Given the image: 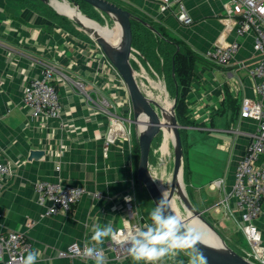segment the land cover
Here are the masks:
<instances>
[{
  "label": "crops",
  "instance_id": "crops-1",
  "mask_svg": "<svg viewBox=\"0 0 264 264\" xmlns=\"http://www.w3.org/2000/svg\"><path fill=\"white\" fill-rule=\"evenodd\" d=\"M109 1L132 10L199 56L187 97L194 123L181 128L186 195L204 215L215 212L234 222L241 247H235V242L231 245V239L226 241L249 257L244 243L251 247L239 228L241 217L231 192L237 165L257 128L254 120L240 117L242 100L256 98L257 81L247 69L257 59L252 36L239 38L238 54L229 65L218 66L203 55L220 38L227 43L238 40L234 30L227 28L225 0H184L191 25L179 21L177 8L164 11L153 0ZM139 58L145 67L151 66L149 57L140 53ZM44 64L57 69L63 105L58 118H32L23 102L25 85L42 76ZM79 82L85 93L78 88ZM154 83L151 81L153 89ZM104 98L115 106L118 116L133 118L131 98L121 76L81 28L34 0H0V162L13 170L0 192V236L9 231L24 233L32 251H39L37 264H95L62 258L59 252L73 243L94 246L93 225L111 224L117 230L126 219L125 202L141 197L136 166L139 126L132 124L131 132L125 124L130 137H119L105 149L111 122L100 110ZM33 151L43 155L35 158ZM40 181L81 187L86 193L72 212L46 216L34 190ZM143 223L145 231L152 225ZM255 224L264 250V205ZM108 243L109 238H105L97 246L103 248L106 264H144L131 255L116 258ZM160 264L188 261L179 254Z\"/></svg>",
  "mask_w": 264,
  "mask_h": 264
},
{
  "label": "built area",
  "instance_id": "built-area-1",
  "mask_svg": "<svg viewBox=\"0 0 264 264\" xmlns=\"http://www.w3.org/2000/svg\"><path fill=\"white\" fill-rule=\"evenodd\" d=\"M153 1L159 2L164 11L177 8L176 16L179 21L184 25L192 24L193 20L187 13L184 0ZM224 7L227 28L234 30L238 40L227 43L225 39L220 38L218 43L203 57L218 66H227L241 49L239 38L252 36L253 51L257 59L247 69L249 75L257 81L256 98L242 100L240 117L254 120L257 128L251 136V142L245 155L237 165L231 197L241 217L239 228L251 247L249 257L256 261L255 264H264L261 232L255 224L264 205V12L260 11L264 8V0H225ZM138 56L140 57V52L134 49V65L139 66L136 74L137 82L143 92L151 98L144 89L152 87L149 78V71L152 69L150 65V68L145 67L143 61L138 60L140 59ZM43 67L42 76L30 80L25 85L23 102L32 118H58L63 105L60 101L58 88L60 81L56 76L57 69L50 64H44ZM77 86L85 93V86L82 83H77ZM100 102L101 110L111 122L104 144L105 149H108L119 137L129 138L130 136L125 120L114 113L115 106L106 98ZM12 175V167L0 162V192L3 190L4 181ZM34 190L40 205L46 208V216L72 212L86 193L81 187L45 181L36 183ZM125 216L122 227L114 230L115 239L109 237L108 243L109 249L118 259L130 255V245L119 243V241H122L129 232L144 230V223L134 198H129L125 202ZM86 246L73 243L60 251L59 256L95 261L84 254ZM32 248L31 242L24 233L9 231L0 236V264H21L22 257L32 251Z\"/></svg>",
  "mask_w": 264,
  "mask_h": 264
},
{
  "label": "water",
  "instance_id": "water-1",
  "mask_svg": "<svg viewBox=\"0 0 264 264\" xmlns=\"http://www.w3.org/2000/svg\"><path fill=\"white\" fill-rule=\"evenodd\" d=\"M44 5L49 7L59 16H62L76 26L81 28L102 50L106 58L112 64V66L117 70L121 76L123 82L125 83L132 103L133 118L129 121L131 124H136L139 126L137 133V142L140 149V158L137 168V180L139 184V189L141 192L144 190L149 194L155 207L156 204L162 199V191L158 182L155 180L154 176L150 170V155L152 150V145L155 139L163 133L165 123V106H163L158 100L149 98L141 89L137 82L136 74L137 69L134 66V47H133V28L132 22H138L151 30L159 38H163L161 33L150 23L146 22L142 18L136 16L131 11L122 8L114 2L109 0H57L69 3L70 7L75 11V15L71 16L66 13H61L56 10L52 5V0H38ZM84 3L92 7L96 12L107 18L106 25H101L96 19L89 16L82 7ZM83 17L87 19L90 23H95L100 27L110 28L109 25L113 24L112 29L118 28L120 30L119 41L115 44L110 42L104 35L95 31L90 27L84 20L80 19ZM111 22V24H110ZM177 103V95L175 96L174 103L171 108V121L170 124L173 129V146H174V169H173V190L177 184V178L181 174L183 175V145L180 130L183 128L177 121L175 107ZM31 155L35 158L43 155L42 151H33ZM173 192L168 196L172 197ZM183 202L186 205V211L189 212L185 219L179 218L185 228H188L187 221L199 218L206 226H208L221 240L222 245L219 247L212 246L205 243L201 239L197 242L196 247L203 253L205 257V264H255L246 257L242 256L235 250H233L216 229L206 220L203 216L204 212L199 211L194 208V206L189 201L187 195L182 197ZM170 203V201H169ZM170 213L173 210L169 209Z\"/></svg>",
  "mask_w": 264,
  "mask_h": 264
},
{
  "label": "clouds",
  "instance_id": "clouds-1",
  "mask_svg": "<svg viewBox=\"0 0 264 264\" xmlns=\"http://www.w3.org/2000/svg\"><path fill=\"white\" fill-rule=\"evenodd\" d=\"M264 12V8L260 9ZM167 190L163 191L162 199L150 213L152 225L147 231L139 230L129 232L119 243L128 244L129 253L136 262L144 264H160L165 258H173L181 251L189 257L188 264H205L203 253L196 247L201 239L200 234L194 229L185 228L183 222L173 213L169 212ZM115 239L114 229L111 224L107 226L93 225L91 241L94 246H86L84 254L95 260V264H106L103 248L97 247L104 243L105 238ZM39 251H29L22 257L21 264H37Z\"/></svg>",
  "mask_w": 264,
  "mask_h": 264
},
{
  "label": "rangeland",
  "instance_id": "rangeland-1",
  "mask_svg": "<svg viewBox=\"0 0 264 264\" xmlns=\"http://www.w3.org/2000/svg\"><path fill=\"white\" fill-rule=\"evenodd\" d=\"M68 5H69V3H68ZM47 8H49V7H47ZM83 10H84V8H83ZM84 11L89 16H91L93 19H96V21H98L101 25H103V26L106 25L107 18H105L104 16H102L101 14L96 12L92 7L87 6L86 10H84ZM67 14H69L68 10H67ZM73 14L75 15V11ZM110 24H111V22H110ZM109 27L112 28L113 24L109 25ZM155 43H156L154 46L155 61L151 64L152 71H149V78L151 81H154L156 83L160 82L162 85H164L167 93H169L168 99L174 103V99H175L174 86L172 83V79L169 78L168 74L163 69V66H164L163 56L161 54V50H159V46L161 45V43L158 40H155ZM159 43H160V45H159ZM138 60L140 61V59H138ZM135 68L136 69L139 68L138 64H135ZM148 85H149V83H148ZM150 88L149 89L145 88L144 90L147 93H148V91H149V93H151V91H152L156 96L154 95L153 97L152 96L151 97L154 100H156L155 97L161 95V93L159 91L153 89L152 87H150ZM162 98H164V95L162 96ZM173 103H172V105H173ZM127 118H129V117H127ZM127 118H123V119L125 120L126 125H130L131 131H132V124ZM163 142H164V132H163V134L158 136L155 139V141L153 142L151 155H150V170H151V173L154 176V178L157 179V181H160L161 175L164 174V181H165V183H167V179L172 180V176H173L174 146L172 144L173 141H171L169 143V146H168V153L161 160L162 155L160 153V148L162 147ZM139 158H140V153H139ZM183 183H184V180H183ZM185 192H186V187H185ZM145 193H146V195H145ZM140 194H141V197L139 196L136 199V204H137L139 214H140V216L142 215L141 217H142L143 222L151 223L152 221H151L150 213L155 208V205L153 204L151 198L149 197V194L146 191H143ZM187 197H188V195H187ZM189 201H190V199H189ZM180 206H181V204H180ZM194 208H195V206H194ZM181 209H182L183 216L185 218L188 213H186V209L183 206H181ZM142 211L144 214L141 213ZM203 216H205L206 219L209 221V223L216 229V231L224 239V241L227 243V245H229L227 242L228 241L227 239H231L230 240L231 245H233V243L235 242L236 244L235 243L234 244L237 245L235 247H239V246L241 247V244H239V242H238V240H240L239 239L240 238L239 233H238V227L234 222L233 223L227 222L229 220L228 218L222 219V216L215 213V212L206 213L205 215L203 214ZM244 246L248 252L251 251L246 242L244 243ZM240 252L242 254H244L242 250ZM179 254L182 255L187 261L189 260V257L185 251H181ZM246 257L250 261L256 262V261H254V259L252 257H248V256H246Z\"/></svg>",
  "mask_w": 264,
  "mask_h": 264
},
{
  "label": "trees",
  "instance_id": "trees-1",
  "mask_svg": "<svg viewBox=\"0 0 264 264\" xmlns=\"http://www.w3.org/2000/svg\"><path fill=\"white\" fill-rule=\"evenodd\" d=\"M34 1L43 4L38 0ZM81 4L84 10H86L88 5L84 3ZM151 25L154 26L153 24ZM154 27L161 33L163 38H159L142 24L135 21L132 22L133 46L136 47L141 54L145 55L147 58L149 57L152 61L150 63L152 64L155 61V40L160 41L161 45L159 43V50H161L163 56V69L166 71L169 78L172 79L175 96L177 95V103L175 107L177 121L183 127L193 125L194 122L190 120V113L188 111L187 97L192 86L194 65L196 61L200 60V58L189 47H187L184 42L171 38L166 33H162L156 26ZM183 133L184 132L181 129V139ZM136 148L138 153L136 161L138 164L140 153L138 143L136 144ZM137 164L136 166H138Z\"/></svg>",
  "mask_w": 264,
  "mask_h": 264
},
{
  "label": "bare ground",
  "instance_id": "bare-ground-1",
  "mask_svg": "<svg viewBox=\"0 0 264 264\" xmlns=\"http://www.w3.org/2000/svg\"><path fill=\"white\" fill-rule=\"evenodd\" d=\"M121 2V1H120ZM53 7L58 10L61 13H66L68 10V15L74 16V10L72 7L68 5L67 2H59L57 0H52ZM132 11V10H131ZM55 16V15H54ZM59 18V17H58ZM80 19L84 20L86 23H89L88 25L92 27L95 31L98 33L104 35L107 39L110 40L113 44L117 43L119 41L120 36V30L118 28H107V27H100L95 23H90L87 19H84L83 17H80ZM197 55V54H196ZM118 79V78H117ZM151 82V80H150ZM155 90L159 91L161 95L157 96V99L163 106H165L166 112H165V123L166 126L164 127V142L162 147L160 148L161 153V160L165 157V155L168 153V146L169 143L173 140V129L170 124L171 121V108L172 103L168 97L169 93L165 90L164 85H162L160 82L154 83ZM241 87V86H240ZM149 93V92H148ZM210 93V92H209ZM162 94H164V98H162ZM150 96H154V94L151 92L149 93ZM101 110V109H100ZM124 115V114H123ZM239 115V114H238ZM236 116V115H235ZM34 123V122H33ZM133 129V128H132ZM132 132V131H131ZM163 134V133H162ZM187 134V133H186ZM214 139V138H213ZM231 141V140H230ZM173 144V143H172ZM201 146V145H200ZM189 148V147H188ZM192 148V147H191ZM210 148V147H209ZM194 148H192L193 150ZM195 151V150H194ZM201 151V150H200ZM222 152V151H221ZM200 153V152H199ZM206 153V152H205ZM202 156V155H201ZM209 156V155H208ZM216 156V155H215ZM185 157V156H184ZM212 161V160H211ZM25 162V161H24ZM189 162V161H188ZM132 165V164H131ZM27 172V171H26ZM164 173V172H163ZM157 181V179H155ZM161 191L167 190V196H169L172 192V197L169 198L170 206L175 215L181 219H185L182 213L181 206L187 209L186 205L183 202L184 196H186L185 187L183 183V177L180 174L177 178V184L173 190V179H167V183L164 181V174L161 175L160 181H157ZM19 187V186H18ZM222 187V186H221ZM135 188V187H134ZM98 189V188H97ZM136 189V188H135ZM139 200V199H138ZM147 204V203H146ZM181 204V206H180ZM203 204V203H202ZM207 206V205H206ZM100 209V208H99ZM186 213H189L186 211ZM71 219V218H70ZM63 221V220H62ZM188 229H194L196 232L200 234L201 240L204 241L207 244H210L215 247H219L222 245L221 240L219 237L213 232L208 226H206L199 218H194L186 223ZM172 262V261H171Z\"/></svg>",
  "mask_w": 264,
  "mask_h": 264
}]
</instances>
